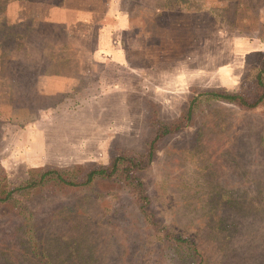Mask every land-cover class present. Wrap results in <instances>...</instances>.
I'll return each instance as SVG.
<instances>
[{
    "label": "rangeland",
    "instance_id": "1",
    "mask_svg": "<svg viewBox=\"0 0 264 264\" xmlns=\"http://www.w3.org/2000/svg\"><path fill=\"white\" fill-rule=\"evenodd\" d=\"M262 67L264 0H0V186L141 153L151 122L204 90L248 92ZM192 117L138 173L146 200L96 180L23 201L50 264H264V103ZM6 219L0 264H37Z\"/></svg>",
    "mask_w": 264,
    "mask_h": 264
},
{
    "label": "trees",
    "instance_id": "2",
    "mask_svg": "<svg viewBox=\"0 0 264 264\" xmlns=\"http://www.w3.org/2000/svg\"><path fill=\"white\" fill-rule=\"evenodd\" d=\"M213 102L218 105L236 106L239 109L250 111L261 106L264 103V67L259 69L254 78L251 79L248 92L229 93L221 89L204 90L189 100L184 115L177 121L151 122L149 126L152 130V135L149 137L146 147L143 148L144 151L141 153H133L131 151L121 153L119 151L120 148L115 147L112 148L109 163L105 166L91 165L77 171L46 169L36 174H30L29 179L22 185L14 187L7 185L0 186V210L7 216V219L3 220V223L16 221L20 214L23 223L19 226L25 235L26 241L32 242L30 254L37 264H50L42 244L45 235L43 231L47 227L45 230L38 227L37 216L27 210L26 206L23 205V201H28L36 189L50 183L61 193H67L72 190L92 186L96 180L121 183L131 189L133 194L138 197V200H146L147 196L143 192L145 191V187L138 177V173L147 169L155 161L159 145L164 138L170 135H178L185 128H189V122L193 119L192 116L198 111L200 105ZM57 207L60 210L57 214H61L65 209V206ZM142 209H144L143 206ZM6 211L12 212L14 214L13 217L11 218L10 214ZM54 211L50 212L47 220L43 219L47 225L51 219L55 218L56 214H54Z\"/></svg>",
    "mask_w": 264,
    "mask_h": 264
},
{
    "label": "bare ground",
    "instance_id": "3",
    "mask_svg": "<svg viewBox=\"0 0 264 264\" xmlns=\"http://www.w3.org/2000/svg\"><path fill=\"white\" fill-rule=\"evenodd\" d=\"M74 153H78L77 151H75Z\"/></svg>",
    "mask_w": 264,
    "mask_h": 264
}]
</instances>
